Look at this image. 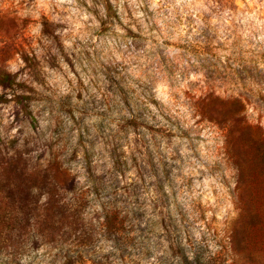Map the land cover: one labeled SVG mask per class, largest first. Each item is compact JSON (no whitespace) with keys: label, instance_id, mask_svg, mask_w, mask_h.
Masks as SVG:
<instances>
[{"label":"rangeland","instance_id":"rangeland-1","mask_svg":"<svg viewBox=\"0 0 264 264\" xmlns=\"http://www.w3.org/2000/svg\"><path fill=\"white\" fill-rule=\"evenodd\" d=\"M237 98L264 140V0H0V264H264V145L205 109Z\"/></svg>","mask_w":264,"mask_h":264},{"label":"trees","instance_id":"trees-1","mask_svg":"<svg viewBox=\"0 0 264 264\" xmlns=\"http://www.w3.org/2000/svg\"><path fill=\"white\" fill-rule=\"evenodd\" d=\"M94 1H100V0H94ZM107 10V9H106ZM235 106H239V108H234ZM244 102L241 99H234L230 104L227 106H224L220 103H210L206 105V112L210 115L212 119L215 120H222V121H228L231 122L232 128L238 133V137L235 140L236 143H240L241 145H249L251 147H256L259 145H264V140H259L257 138L256 133L252 131L250 128V125H247L243 122L242 117V110L244 109ZM236 117V118H235ZM242 123V124H241ZM93 144V143H92ZM92 148L87 150L84 155V168L86 170V178H87V186L89 188L90 194H97L99 191H108V189H111L113 186V183L106 184L105 183V176L100 175L97 176V174H100L101 172H108L105 168L99 169L102 167L101 164H99L95 159L94 155L95 153L92 151ZM110 170L118 171L119 165L117 162H113L109 166ZM116 188V187H114ZM81 190V189H80ZM79 190V191H80ZM75 196V197H74ZM74 204L81 205L84 202V197L79 195L80 201H76V194L73 195ZM170 215V214H169ZM170 219H172L170 215ZM54 239V238H53ZM52 239V240H53ZM171 239H175L172 243H170L171 250L174 248H178V251L182 252L181 256L177 257L178 263L182 264L184 261H189V256L184 252V245L183 242L180 240L179 236H171L169 241L171 242ZM87 244L84 246L86 247ZM81 247V244L78 246L76 250H71V252H80L79 249ZM52 251H55L52 253ZM61 252H66L64 248L60 245L59 247H54L50 252L46 253V257L53 256L54 260L57 261L58 256ZM68 252H70V248H68ZM24 249L22 251H19L16 248H14L12 251L8 252V264H21V257H23ZM67 253V252H66ZM68 254V253H67ZM67 254L65 256H67ZM10 256V259H9ZM121 258L124 260V255L121 256ZM54 261V262H55ZM212 258L209 256H206L203 252L198 251L194 253V258L191 260V263L193 264H211Z\"/></svg>","mask_w":264,"mask_h":264}]
</instances>
